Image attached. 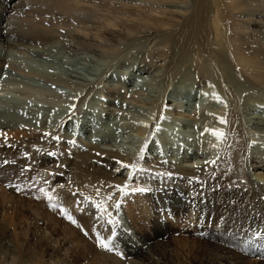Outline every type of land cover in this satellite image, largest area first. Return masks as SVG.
I'll return each mask as SVG.
<instances>
[{
  "label": "rangeland",
  "instance_id": "374dc122",
  "mask_svg": "<svg viewBox=\"0 0 264 264\" xmlns=\"http://www.w3.org/2000/svg\"><path fill=\"white\" fill-rule=\"evenodd\" d=\"M107 1L137 6L146 15H153L152 11L154 15L165 13L172 20L191 15L194 8L192 0H163L156 6L145 0ZM70 21L58 25L66 29L75 24ZM12 27L10 35L0 41V57L6 60L0 71V246L2 242L12 250L13 259L22 264H213L217 251L227 258L243 257L241 239L249 237L256 241L258 250L247 253L244 260L248 264L259 261L256 252L264 251V180H260L264 175V134L254 127L257 118L264 120L262 88L239 80L228 65L224 73L209 48L199 57L197 51L188 48L166 51L168 59L160 65L163 56H156L152 48L163 42L165 34L157 30L143 31L138 36L122 35L119 41L100 32L102 36L98 35L95 43L107 50L114 42L115 49L92 53L80 48L67 50L63 43L75 40L67 31L61 30L58 39L51 36L29 41L17 39L14 33L19 27ZM197 59L203 64V77L193 68L192 62ZM111 84L121 89L114 98L115 106L109 101L114 97L108 94ZM24 85L44 94L36 92L37 101L26 98L22 94ZM231 103L241 132L233 149L218 165L209 167L205 162L216 160L228 140L229 120L225 115ZM163 104L175 105L178 110L167 111ZM226 118L227 123L219 122ZM36 130L52 133L60 140L24 138H31ZM212 130L224 133V138L217 140ZM93 149L99 151L97 158L81 159ZM117 161L135 164V168H121ZM94 168L114 170L122 177L91 181L89 170ZM137 174L138 187L133 182ZM125 177L132 180L127 183ZM17 185L23 191L18 192ZM110 185H127L123 193L129 203L133 200L131 194L140 191L148 196L162 193L164 188L168 196L175 187L190 199L201 193L200 213L204 212L206 222L183 230L199 240L190 239L183 245L172 241L170 238L177 237L183 227L161 215L158 217L168 235L162 236L161 243L143 246L124 217L121 199L127 196ZM40 188L54 189L76 223L51 210ZM97 188L120 200L119 208L105 213L103 219L93 203L97 201ZM212 205L219 206L214 216ZM138 207V202L127 206L148 231L144 226L148 214L139 212ZM181 214L177 216L180 221ZM109 223L114 224L113 232L134 238L128 242L129 247L107 240L113 251L97 246L96 237L103 239ZM22 244L21 251L18 247ZM129 249L142 250L144 259L127 256ZM0 264L11 262L1 257Z\"/></svg>",
  "mask_w": 264,
  "mask_h": 264
},
{
  "label": "bare ground",
  "instance_id": "6f19581e",
  "mask_svg": "<svg viewBox=\"0 0 264 264\" xmlns=\"http://www.w3.org/2000/svg\"><path fill=\"white\" fill-rule=\"evenodd\" d=\"M145 1L152 3V6H156L158 3H164L162 2L163 0ZM192 1L194 8L191 15L189 14L188 16L187 14V17H182L180 15L179 19L172 20L167 18V16L165 17L164 12V14L162 13L163 16L154 15V11H152L153 15H146L143 14L137 6L135 7L130 4L116 3L117 1L110 3L107 0H2L0 3V41L3 40V37L6 38L10 35L9 32L11 29H13V25L19 27V29L16 28L18 31L14 33L15 37L17 39H27L29 41H35L51 36L58 39L60 37L59 35L61 34L60 32L67 31V34L71 35L75 39L73 41L70 38L67 44L63 43L68 47H66L67 50L80 48L92 53H101L115 49V44L113 41V43L107 47V50H105L106 48L101 46L100 43H95V39L98 37V35L102 36V33L107 35L105 37L109 38L110 40L116 39L119 41L123 38L122 35L125 37H131L138 36V34L142 33L143 31L157 30L156 32H162L161 35L163 32L165 34L162 37L164 38L163 42L156 48H152L156 56H163V58H161L162 60H159V63L161 62L160 65H162L166 59H168L166 51H176L177 49L188 48V50L191 49L193 52L197 51V53H199V57L200 54L208 51L209 48V50H212L211 54L213 58L218 60L216 62H219L224 73H226V66L228 65V67H230L232 70L231 72L235 73V77H239V80L264 90V0ZM121 9L122 11H118ZM70 20L75 21V24L73 26L67 25V28L64 29L63 26L66 25V22H71ZM58 24L64 25L60 26ZM60 27H62V29H60ZM172 29H176V31H172ZM167 30H171L172 32H168ZM92 31L95 33V35L92 33ZM93 35L94 37H92ZM184 38H187V42H183ZM91 39L94 42L90 41ZM71 41H73L72 44ZM99 41H102V39L100 38ZM5 64V58L0 57V71L4 69ZM192 64L194 66V70L197 71L198 76L203 77L205 75V70L201 60L197 59L193 61ZM111 85L112 87L109 86L108 94L114 97L113 100L109 101L110 106H115L114 98L116 99L115 96L120 95L121 89L115 84ZM23 88L22 94L26 98L31 97L34 101H37L36 92H41L44 94V92L41 90L35 89L34 87H30L28 85H24ZM162 101L164 102V100ZM172 104L177 103L174 102ZM229 105V112L228 114L226 113L227 115H225L229 120L228 122L227 118L225 119L227 120L226 123H229V129L227 131L228 140H226L225 144L223 145L222 151L217 154L219 156L215 160V164L211 165L213 167L218 165L222 158L233 149L235 139L241 132L240 122L238 120L239 118L235 120L234 117V113L236 111H234L233 103ZM164 107L166 109L177 108L175 105L170 104H165ZM176 110H178V108ZM235 114L238 115L237 112ZM5 116L7 117V115ZM257 119L258 123L254 129L259 133L264 134V120L260 119V117ZM36 131H38L36 134L29 133L32 135L31 138L23 134L25 136L24 138H26L28 141H33L35 139L47 140L49 138L45 137L42 131ZM97 155H99V151L97 152L95 149H93V151L91 150L89 153L80 157L81 159L84 157L88 159H94L98 157ZM213 155L217 156L215 153ZM106 160L108 161V158ZM100 162L101 161H99V163ZM126 164L130 163L126 162ZM107 165L109 166L110 164ZM88 176L91 181L97 179H107L114 181L115 178L120 177L121 175L114 170L110 171L106 169L94 168L91 171L89 170ZM138 178L139 177L137 174L135 179H133V182L137 185V187L140 185ZM124 179L126 182L128 179L129 181L132 180L129 177L127 179L125 177ZM260 180H264V175L260 176ZM117 182L120 183V180H117ZM129 187L134 188L133 185H130ZM170 192L171 194L167 196L164 194V188H162V193L158 192L155 195H152L151 193L148 196H143L140 191L139 193L131 194L133 200H130V203L127 201V194L123 193V197L127 196V199H121L123 213L125 214L124 217L127 219V226L135 233L134 238L137 239L138 242L143 246H147V243L150 245L157 242L161 243L160 240L162 236L168 235L164 229V224L161 223L158 217L161 215L164 217H171L172 224L181 225V227H183L181 228V231L179 232L180 234L177 237L170 238L172 241L183 245L189 243L188 241H190V239H192L191 241L199 240L187 235V233L183 230L188 227H194L199 222H206V218L203 215L204 212L200 213L202 208V203L199 202V199L202 197L201 193H196L193 199H190V196L179 188L174 187L172 190H170ZM153 196L156 197L153 199ZM212 200L214 203L215 199L212 198ZM118 201L120 200L117 198L106 201L105 205L108 208V211H112L113 213L116 210L114 205ZM137 202L139 203V212L148 214V218L145 220L146 225L144 226L149 232L143 230L141 219L137 218L135 214H131L127 208V206L130 207L131 203L136 204ZM147 206L150 207L149 210ZM205 206H207V204ZM208 209H210V207ZM227 209L228 205L225 204L223 210L225 211ZM216 210L219 211V206L212 205V213H214L213 216L215 215ZM152 214L155 216L154 218H151ZM180 214L183 218L181 221L177 217ZM107 225L109 226V232L103 234L102 238L104 240L113 242L117 246L129 247L128 242L132 243L134 238L129 237V239H127L120 233L116 231L113 232L114 224L109 223ZM217 226L218 224L216 227ZM109 234L111 235L109 236ZM241 242L242 244L240 245V249L243 257H238L235 255L237 258H232L234 255L231 252L233 256L231 258H227L225 253L223 254L221 251H217L213 264H248L245 262L244 256L249 252L252 253L253 251L258 250L256 247V241L246 237L241 239ZM22 246L23 244L18 247L21 251ZM256 253H258L257 255L259 257V261L256 264H264V251ZM14 256V252L12 250H8L4 246V243L1 242L0 258L2 257L3 259L10 260L11 264H22L23 261L17 262L16 259H13ZM127 256H130L136 260L144 259L142 250L133 251L129 249ZM27 264L34 263L32 261H28Z\"/></svg>",
  "mask_w": 264,
  "mask_h": 264
},
{
  "label": "snow or ice",
  "instance_id": "6c2138e0",
  "mask_svg": "<svg viewBox=\"0 0 264 264\" xmlns=\"http://www.w3.org/2000/svg\"><path fill=\"white\" fill-rule=\"evenodd\" d=\"M220 123H226L225 120L223 119H220L219 121ZM208 130L206 129L205 132H207ZM45 137H51L52 139H55L57 141L60 140V137L59 136H54L52 135V133H48V132H45L43 134ZM211 135L213 137H215L217 140H221L224 138V133L222 132H218L216 130H212L211 132ZM4 136V139L5 141H7V135L6 134H3ZM69 143H72L74 144L75 142L74 141H69ZM51 155V153H49ZM215 160H209V161H206L205 163L208 164L209 166L215 164ZM5 163H7V161H5ZM117 163L120 164L121 168H135V164H124L123 162H120V161H117ZM27 169H22V171H26ZM54 175V173H52ZM47 183V181H45ZM12 185H6V187H11ZM16 187V190L18 192L20 191H23L22 188H20V186H15ZM60 187H63V185H61ZM110 188H114L116 192H119V193H123L126 191L127 189V185H110L108 186ZM38 191L42 194L43 198L46 199L48 201V204H49V207L51 210H54V211H58L62 216H65L69 219L70 222H72L73 224H75L76 222L74 220L71 219V216L68 215L66 209L60 204L59 200H58V197L54 194L55 193V190L52 189V190H45L44 188H40L38 189ZM96 194H97V201L96 202H93L95 203V206L97 208V210L100 212L101 216L100 218L103 219L104 218V214L105 213H108V208L104 207V204L106 201L108 200H112L113 197L112 195L109 193V194H102L101 193V188H97L96 189ZM73 195H77V193H73ZM35 198H39V197H35ZM88 198H85V201H87ZM80 201H77V204L79 205ZM115 208H119V203L116 202L115 203ZM113 223H116L118 224L119 222L118 221H112ZM81 230L85 232V235L88 234V232L86 230L83 229V227L81 226ZM96 240H97V246L106 250V251H113V248L112 247H109V243L105 242V240L103 239H100L99 237H96Z\"/></svg>",
  "mask_w": 264,
  "mask_h": 264
}]
</instances>
